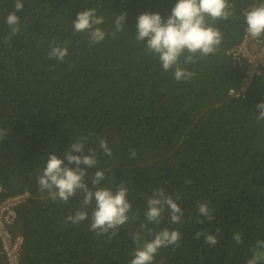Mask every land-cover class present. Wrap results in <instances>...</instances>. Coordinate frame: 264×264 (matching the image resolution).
<instances>
[{
	"label": "trees",
	"instance_id": "trees-1",
	"mask_svg": "<svg viewBox=\"0 0 264 264\" xmlns=\"http://www.w3.org/2000/svg\"><path fill=\"white\" fill-rule=\"evenodd\" d=\"M175 2L23 0L24 9L16 12L21 31L5 44L11 31L5 18L15 11V0H0V130H7L0 138V186L3 194L30 193L9 228L23 237L19 264H129L137 246L132 233L139 232L143 242L152 238L149 230L165 228L179 230L181 240L161 247L153 264H247L254 254L264 264V247L256 243L264 241V121H257L255 108L264 99V75L253 79L243 97L228 96L241 69L225 55L245 24L241 9L254 0H229L235 8L228 20L206 17L222 37L214 53L197 52L186 62L185 51L164 71L158 54L136 39V19L145 12L167 18ZM87 8L104 17L99 27L106 35L99 43L73 31L76 13ZM121 13L126 21L117 32L114 19ZM54 41L67 48L63 62L48 58ZM177 66L195 75L177 82ZM77 138L81 155L95 156L96 165L67 162ZM101 139L111 156L100 148ZM50 153L64 166L83 168L89 190L127 189L129 220L115 236L90 231L94 199L84 206L81 189L67 203L42 198L48 192L39 191L36 178ZM98 170L104 179L93 185ZM157 188L181 208L180 223L171 222L166 205L159 224L146 220L147 199ZM205 201L214 210L212 221L197 210ZM77 210L89 218L66 222ZM218 227L215 246L195 238L200 231L217 234Z\"/></svg>",
	"mask_w": 264,
	"mask_h": 264
},
{
	"label": "clouds",
	"instance_id": "clouds-1",
	"mask_svg": "<svg viewBox=\"0 0 264 264\" xmlns=\"http://www.w3.org/2000/svg\"><path fill=\"white\" fill-rule=\"evenodd\" d=\"M235 5L229 0H176L170 10L167 18L159 13L145 12L137 16L136 19V39L146 41V47L151 52L158 54L161 66L164 71H168L174 65H177L179 57L187 51L190 55L186 62H190L193 56L199 52L201 56H207L214 53L215 46L221 42V33L218 29L210 26L206 22V17L212 20H228L234 11ZM15 11L9 12L5 18L6 24L10 28V33L3 38L5 44L11 42V38L18 35L21 31L20 18L16 15L17 11L24 9L23 0H15ZM246 25L247 35L255 40L264 39V0H255L242 13ZM126 21V13L115 16L114 24L117 32L122 31ZM104 17L97 14L95 8H87L76 13L72 21L73 31L75 33H87L90 43H99L105 39V31L99 25L103 24ZM115 33H113L114 35ZM67 56V48L62 47L55 41L48 52L49 59H55L63 62ZM195 74L188 72L180 67L175 68L174 79L177 82L182 80H191ZM259 115L256 116L258 122L264 121V99L255 105ZM7 130H0V138L6 135ZM99 146L104 150L107 156L112 155L107 141L101 139ZM75 152L77 155H73ZM83 153V144L77 138L76 142L69 146V151L65 154V159L69 164L85 165L92 167L96 165L95 156L81 155ZM136 156L131 151L129 158ZM85 170L80 167L69 168L64 166V161L54 153L48 155L46 164L42 173L37 176L39 191L43 194L48 192V196L42 195V198L56 202L57 200L67 203L69 197L76 194L77 189L84 192L82 204L84 206L93 203L94 207L90 216V231L97 236L108 235L109 238L115 236L119 228L129 220L128 212L131 210V204L126 199L127 189L121 185L116 191L108 188H97L95 191L89 190L83 182ZM104 179L103 171H96L92 184L97 185ZM171 210V222L180 223V217L183 216L181 208L173 202L171 196L165 194L164 190L157 188L153 191L150 198L147 199L145 217L149 223H160V218L164 206ZM197 210L200 215L208 221L213 220L214 210L209 207V202L197 203ZM89 218V214L84 210H77L66 217V222L78 224ZM202 222V221H200ZM146 225L141 224V228ZM111 230V231H110ZM221 228L216 229L217 234H210L203 231L196 232L195 238L203 236V242L209 246H215L218 243ZM151 239L141 242L139 232H134L131 239L137 246L133 249L132 258L129 264H153L154 258L161 247L170 245L178 246L181 240L179 230H169L167 228L153 233L149 230ZM233 239L237 244L241 243L239 232L233 233ZM257 245L264 247V241H257ZM262 256L254 254L247 264H257Z\"/></svg>",
	"mask_w": 264,
	"mask_h": 264
},
{
	"label": "built area",
	"instance_id": "built-area-1",
	"mask_svg": "<svg viewBox=\"0 0 264 264\" xmlns=\"http://www.w3.org/2000/svg\"><path fill=\"white\" fill-rule=\"evenodd\" d=\"M254 3L255 0L244 6L241 13ZM225 55L232 66L241 69L237 84L227 89V95L243 97L253 79L264 75V39L250 38L244 24L239 40L225 50ZM3 193L4 190L0 186V254L4 257V264H19L23 237L19 233L12 234L9 228L15 222L16 209L29 199L30 193L28 190Z\"/></svg>",
	"mask_w": 264,
	"mask_h": 264
}]
</instances>
